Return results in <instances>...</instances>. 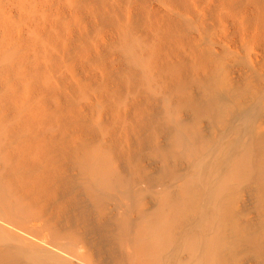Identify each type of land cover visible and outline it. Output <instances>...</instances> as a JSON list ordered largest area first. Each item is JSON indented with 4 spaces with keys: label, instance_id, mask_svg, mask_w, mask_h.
<instances>
[{
    "label": "bare ground",
    "instance_id": "bare-ground-1",
    "mask_svg": "<svg viewBox=\"0 0 264 264\" xmlns=\"http://www.w3.org/2000/svg\"><path fill=\"white\" fill-rule=\"evenodd\" d=\"M145 1L0 0V264H264V58L214 48L229 20L264 47V0Z\"/></svg>",
    "mask_w": 264,
    "mask_h": 264
},
{
    "label": "rangeland",
    "instance_id": "rangeland-1",
    "mask_svg": "<svg viewBox=\"0 0 264 264\" xmlns=\"http://www.w3.org/2000/svg\"><path fill=\"white\" fill-rule=\"evenodd\" d=\"M123 1H125V2H123V7L125 6L126 8H128V4L126 5V0H123ZM128 1V0H127ZM154 1V2H153ZM163 0H146L145 2H147V6L144 4V3H142V5H143V7H141L140 6V8H143V9H145L146 7H149L150 9H152V7H154L155 9L156 8H158L159 10H162V11H164V12H167L168 10L167 9H169V11L170 12H168V14H172V12H171V10H170V8H168V7H166L167 6V3H166V5H163L164 3H165V1H163ZM217 1L218 0H200L199 2H198V7H196L197 9H196V13L197 14H200V16L202 15V14H204L205 16H207L206 14V12L208 11L209 13H208V15L209 14H215L214 13V11L215 12H219V14H221V12L222 13H224V12H226L225 11V6L224 7H222L221 5V9H220V6H218V4L219 3H217ZM128 3V2H127ZM162 5V6H161ZM218 6V7H217ZM166 7V8H165ZM207 7V8H206ZM217 7V8H216ZM251 7H253L252 5H251ZM251 7H249V18H254V17H252V16H254V12H256V11H254L253 12V10H255V8H251ZM149 8H147V9H149ZM153 8V9H154ZM199 8V9H198ZM210 8V9H209ZM211 8H212V10H211ZM164 9H166V10H164ZM214 9V10H213ZM146 10V9H145ZM220 10V11H219ZM227 10V9H226ZM131 11V10H130ZM140 11V10H139ZM213 11V12H212ZM131 12H135V10H132ZM130 12V13H131ZM217 12V13H218ZM253 15H252V14ZM252 15V16H251ZM248 18V21L249 20H251V19H249ZM253 20V19H252ZM255 21H257L256 19H255ZM229 23V24H228ZM250 23H254V25H251V27H250V25H249V23H248V26L250 27H248V31H245V33L242 31H240L241 29V27H239V29H238V25L237 24H239L240 25V23H238V20H237V24H236V20L235 21H231V20H229V21H227L226 23H225V25H227V26H222V25H224L223 24V22L220 24L221 25V28L219 29V31H218V33L220 32V34H221V36L222 37H219V39L220 40H216L215 42H217V43H214V48H218V50H219V48L220 49H223V50H221V51H224V50H227V51H229V49L230 50H234V49H238V50H240L241 52H243V54H245V55H249V56H251V57H255V59H257L258 61L259 60H261V59H263L264 58V47H263V45H258V43L257 42H255L254 40V38H255V36L257 35L256 33H258L257 31H258V28H257V26L258 25H256V23L258 24V22H254V20L253 21H251ZM256 25V26H255ZM220 27V26H219ZM236 27V28H235ZM256 27V28H255ZM231 28V29H230ZM255 29H257V30H255ZM237 30V31H236ZM227 31V32H226ZM234 33H233V32ZM239 31V32H238ZM235 32H237V33H235ZM255 32V33H254ZM247 33V34H246ZM108 34H110L109 36H110V40L112 39V37H113V33H112V35H111V33H108ZM246 34V35H245ZM253 36V37H251V35ZM105 35V34H104ZM195 35L196 36H198V37H201V36H199L198 34H197V32H195ZM250 35V36H249ZM109 36L107 35L106 36V38H104V42H106V43H104L103 41V43L104 44H107V41L108 42H110L109 41ZM246 36V37H245ZM105 37V36H104ZM207 37H208V35H207ZM202 39H203V37H201ZM244 38V39H243ZM247 38V39H246ZM224 40V41H223ZM227 40V41H226ZM236 41V42H235ZM246 41V42H245ZM250 41V42H249ZM222 42H224V43H222ZM242 42H244V43H242ZM257 43V46H256V44L255 43ZM239 43V44H238ZM248 43V44H247ZM246 46H245V45ZM217 45V46H216ZM224 45V46H223ZM106 46H109V44L108 45H105V47ZM239 46V47H238ZM224 47V48H223ZM263 49H262V48ZM228 48V49H227ZM233 48V49H232ZM241 48V49H240ZM227 51H225V53L227 54V53H229V52H227ZM253 52V53H252ZM249 53V54H248ZM257 53V54H256ZM238 66V65H237ZM235 67L236 69H234V73H233V76H234V78H236V80L237 79H240V76H241V74H240V72H241V69H240V66H238V67ZM238 71V72H237ZM240 74V75H239ZM235 75H236V77H235ZM256 103V104H255ZM249 105V104H248ZM250 105H253L254 107H257L259 104H257V102H250ZM263 114H262V116L264 115V112H262ZM184 114H185V116H184ZM190 113H188V111H186V112H184L183 113V116L186 118V117H188V119H189V116H191V115H189ZM187 119V118H186ZM237 120H238V118H237ZM236 120V122L238 123V121ZM205 122V121H204ZM261 124H262V127L264 128V116L262 117V122H261ZM209 125V126H208ZM204 126H205V128L207 129H205L204 128ZM167 129H169V131L171 132V130H170V128H168V127H166ZM166 128H164V129H166ZM203 128H204V130L205 131H208V132H210V130H211V126H210V124H208V122H205L204 123V125H203ZM166 129V130H167ZM163 131V132H162ZM169 131L167 130V131H165L164 132V130H161V132L162 133H165V135L163 136V134H160L159 135V141L161 142V143H163L164 142V140L165 141H168L167 140V138L170 136V135H168V133H169ZM160 132V133H161ZM166 132H167V134H166ZM165 136H168L167 138H165ZM165 138V139H164ZM163 139V140H162ZM163 141V142H162ZM159 142V143H160ZM167 142H164L163 144H166ZM162 144V145H163ZM145 146V145H144ZM146 148H147V146L144 148H141L140 149V151H141V155H140V164H142V167H143V169H142V176H139V177H137L138 179H136V185H137V188H139V190H143L144 191V193L146 192H148V194L150 195H148V194H146V196L148 197L147 198V200H148V206L149 207H151V206H153V205H155V199H154V197H155V195L158 193V191H159V189L160 190H162L161 189V183L159 182L160 181V179H158L159 178V174H160V168H162V164L160 165L159 164V159H156L157 157L156 156H152V155H150V154H146L145 152L147 151L146 150ZM143 149H145V151L143 150ZM144 151V153H142ZM146 155V156H145ZM150 155V156H149ZM154 157V158H153ZM150 158V159H149ZM146 161V162H145ZM180 162V161H179ZM177 163V166H176V168H177V170H178V172L179 171H182V173H180L181 174V176H180V178H179V180H178V182L180 183V182H182V180H180L181 179V177H182V179H185V178H183V175L184 174H186L187 175V171H188V173H189V170H191V168H188V167H190V164L189 163H187V162H184V161H182L181 160V163ZM184 162V163H183ZM189 165H187V164ZM152 165V166H151ZM179 165H180V168H181V170H180V168H179ZM185 166V167H184ZM192 166V165H191ZM158 167H160V168H158ZM127 168H125L124 167V172H125V170H126ZM154 169V170H153ZM187 169V170H186ZM144 170V171H143ZM162 170V169H161ZM186 171V173H185V171ZM160 171V172H159ZM127 173H128V170H127ZM183 174V175H182ZM148 176V177H147ZM185 177V176H184ZM149 179V180H148ZM155 180V181H154ZM143 181V182H142ZM158 182V186L156 185V183ZM147 182V183H146ZM160 183V184H159ZM152 184V185H151ZM178 184V183H177ZM150 185V186H149ZM160 185V186H159ZM174 185H176V184H174ZM147 186H148V188H147ZM157 186V187H156ZM177 186V185H176ZM154 187H155V190H154ZM173 187V186H172ZM175 187V186H174ZM150 188H152V189H150ZM158 188V189H157ZM146 189H150L149 191L148 190H146ZM153 190V192L154 193H156L155 195H154V193H152V192H150V191H152ZM150 192V193H149ZM160 192V191H159ZM154 195V196H153ZM247 196H249V197H247ZM251 196L248 194V193H246L245 194V196L243 197V199H242V203H241V207H242V210H243V213L245 214V218H243V220L244 219H246V221H251L250 219H255L256 218V216H255V214H256V211H254V208H253V206H252V199L250 198ZM246 199V200H245ZM251 200V201H250ZM245 201V202H244ZM251 203V204H250ZM115 204V205H114ZM117 206V207H116ZM250 206V207H249ZM252 206V207H251ZM249 207V208H248ZM117 208V209H116ZM247 208V209H246ZM109 209L110 210H108L109 211V213H111V214H116V213H118L119 212V209H120V206H118V204H116V202H112L111 204H110V206H109ZM114 210V211H113ZM245 210V211H244ZM120 211H121V209H120ZM254 213V214H253ZM250 215H252V216H250ZM242 217H244V216H242ZM252 217V218H251ZM249 219V220H248ZM254 221V220H253ZM73 222V221H72ZM87 228V227H86ZM89 245H91V244H89ZM90 248H92L93 249V246L91 245V246H89ZM99 254V255H98ZM101 254H103V253H101V252H99V251H94L93 252V257H94V259L95 260H98V259H104L105 258V256L104 255H101ZM246 258V259H245ZM245 259V260H244ZM244 260V261H243ZM242 262H241V264H262V263H260L259 261H257V258L255 259V257H251L250 255H248V256H245V257H243L242 258V260H241Z\"/></svg>",
    "mask_w": 264,
    "mask_h": 264
}]
</instances>
